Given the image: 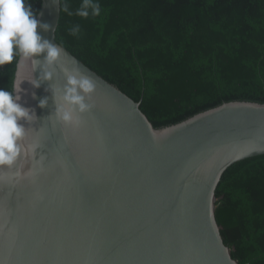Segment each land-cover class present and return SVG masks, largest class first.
I'll return each instance as SVG.
<instances>
[{
  "label": "water",
  "instance_id": "1",
  "mask_svg": "<svg viewBox=\"0 0 264 264\" xmlns=\"http://www.w3.org/2000/svg\"><path fill=\"white\" fill-rule=\"evenodd\" d=\"M61 0H42L38 34L61 63L22 84V121L36 158L0 169V264H239L216 217V190L234 163L264 154V103L235 100L156 127L135 101L57 41ZM95 79L77 128L55 120L63 68ZM17 72V67H16ZM16 74V73H15ZM47 104L40 107V101ZM27 165V167H26Z\"/></svg>",
  "mask_w": 264,
  "mask_h": 264
},
{
  "label": "trees",
  "instance_id": "2",
  "mask_svg": "<svg viewBox=\"0 0 264 264\" xmlns=\"http://www.w3.org/2000/svg\"><path fill=\"white\" fill-rule=\"evenodd\" d=\"M28 2L37 14L42 0ZM82 2L61 0L57 41L156 127L225 102L264 103V0H95L100 15L87 18L76 15ZM15 73V58L0 66V88L11 91ZM216 194L232 256L264 264V154L231 165Z\"/></svg>",
  "mask_w": 264,
  "mask_h": 264
},
{
  "label": "clouds",
  "instance_id": "3",
  "mask_svg": "<svg viewBox=\"0 0 264 264\" xmlns=\"http://www.w3.org/2000/svg\"><path fill=\"white\" fill-rule=\"evenodd\" d=\"M89 9L91 15H100L101 8L95 0H83L76 15L87 18ZM62 10L68 11L66 4ZM36 17L28 0H0V66L12 64L15 58L17 67L11 91L0 88V169H14L22 161L36 158L40 147L37 143L24 142L27 131L22 121L31 122L35 116L20 103L25 80L37 88L40 87V82L32 76L31 79L24 78L20 72L21 67L27 69L30 66L31 73H34L40 64L34 57L44 55L40 80L52 81L54 73L50 69L61 63L62 49L37 32L38 27L47 31L50 25L41 23ZM78 32V25L70 29L72 35ZM63 72L66 77L63 88L53 89L57 100L54 116L57 122L77 129L83 123L82 116L95 107L89 101L96 91V82L78 65L71 69L64 67ZM46 104L47 99L40 101V107Z\"/></svg>",
  "mask_w": 264,
  "mask_h": 264
}]
</instances>
